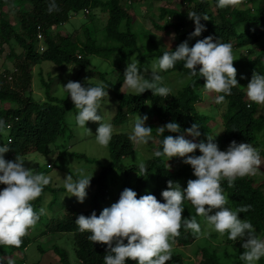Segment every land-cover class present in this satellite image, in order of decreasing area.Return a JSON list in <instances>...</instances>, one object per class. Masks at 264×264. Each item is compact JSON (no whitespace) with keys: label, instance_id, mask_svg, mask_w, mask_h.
<instances>
[{"label":"trees","instance_id":"obj_1","mask_svg":"<svg viewBox=\"0 0 264 264\" xmlns=\"http://www.w3.org/2000/svg\"><path fill=\"white\" fill-rule=\"evenodd\" d=\"M132 1L136 0H55L59 10L49 13L47 9L52 0H0V54L4 50V45H7L9 58L16 60L10 69H0V120H3L5 124L0 132H7V140L4 145L10 149L5 153L6 157L15 158L16 154L23 156L29 152L48 155L50 144L65 130L66 115L69 111L76 110L70 96L69 98H60L53 95L51 91L52 77L50 76L48 77L50 80L47 81L41 78L45 98L40 101L35 100L31 89L32 66L46 60L57 66L76 65L80 68H87L90 64V56L111 60L113 65L120 70L114 81L106 79L104 73L100 74L102 82L107 86L105 91L111 92L117 102L116 111L111 121L113 126H121L130 117L138 114L148 116L151 114L152 118L158 122L159 127L169 122L178 123L181 129L179 133H170L165 130L164 134H159L155 130L152 131L156 139L153 144V153L163 150L164 136L185 135L187 134L185 130L194 123L199 125L198 130L201 133L199 137L195 138V143L201 141L207 143V136H211L213 132V127L209 124L211 117L200 113L196 108V103L200 101L199 91L204 89V77L199 74L190 76V70L183 67V62L178 61L174 68L167 71L160 70V73L164 75L179 72L181 75L188 76L189 80L185 86L175 94L170 93L167 97L153 96L151 90H146L137 96L122 91L125 79L124 72L121 71L123 62L134 57L139 63L145 59L153 58L158 63L164 52L175 51L180 43L187 41L189 47H192L198 40L208 36L213 37V42L219 39L220 43L231 44L232 48H246L249 53H253L249 47L256 45L264 37V0H249L252 7L247 9L219 8L217 7L218 0H181L182 3L193 6L191 12L201 16L200 23L204 25L205 30L199 36H190L195 30V23L188 18L187 13L176 8L160 7L159 18H168V20L165 19L163 24L154 22L153 26L162 30L171 28L176 33L181 32L169 48L158 46L148 33L141 36L143 40L138 38L137 32L132 27ZM162 1L166 3L172 0ZM16 2H22L24 5V8L19 11L18 29L13 28L10 22L3 17L4 9ZM212 7H215V12L211 10ZM86 8L89 13L94 8H100L102 13L107 14L100 29H96L95 22H91L89 28L85 27L84 40L78 39L74 33L62 34L57 31V27L66 22L70 16ZM204 16L209 19H202ZM188 25H190L189 28ZM39 31L42 35L40 41L37 39ZM99 31L101 42L98 43L97 34ZM39 42H41L43 50L39 49ZM12 44L21 48V52L16 53ZM113 55L118 56V59L112 60ZM262 57H264V49L259 50L253 59L235 58L233 66L237 70L238 85L232 88L231 95L225 96V102L222 103L225 107V112L222 115V130L218 136L214 137L213 142L218 145L221 151H226L232 141H236L237 144L250 143L259 151L260 157L264 160V113H257V104L248 101L245 91L254 71L264 75V58ZM199 67L197 66V72ZM81 84L84 87L98 85L92 81H84ZM217 95H223V93H216ZM129 137L130 134L125 131L112 133L108 144L111 161L104 165L99 174L90 181L93 190L88 202L89 209L64 213L62 216L46 222L47 225L41 232L42 235L70 233L77 264H104L107 246L90 241L88 237L91 233H81L75 220L81 214L90 216L93 211L99 216L102 203L110 200L108 176L112 171L117 170L127 177L132 172H139L138 164L125 165L123 163V159L135 152L136 149ZM68 154L91 161L80 153L69 152ZM194 155L198 156L201 153L197 149ZM143 162L147 172L141 176L136 175L132 182L126 181L114 193L112 204L119 200L120 194L126 188L135 191L137 198L151 194L159 202L164 203L161 193L167 190L169 180L173 181L174 187L179 185L183 190L187 187V180L197 179L193 175L191 166L184 164L183 158L180 157H173L169 160L166 156L152 155V157L144 159ZM171 162H177L173 169L170 167ZM38 173L39 169L35 168L33 174ZM179 180H185V183L180 185ZM5 187L6 185L0 184V190ZM221 187L228 200L226 207H229L230 210L235 211L242 206L251 205L249 211L239 213L238 217L241 220L250 221L256 233H259L260 237L264 239V180L254 184L251 177H237L234 187H229L227 179H223ZM52 190L54 191L53 198L49 206L57 201L56 192H67L64 187H55ZM44 191L45 187L42 193ZM41 195L37 201L32 202L37 214L41 209L39 205ZM182 207L184 208L183 218L195 217L197 221L201 219V216L196 215L195 208L190 201L185 199ZM215 211L213 210L211 214L214 215ZM44 221H46L45 212L39 216L36 226ZM179 231L180 235L175 238V242L183 246L191 244L198 237L191 230L186 229L183 223ZM28 242L29 239L25 236L22 238L20 247L0 246V264H8L9 260L13 264H22L23 261L18 258V255L23 253ZM125 244H127V240H125ZM51 249L58 257L59 264H71L66 249L58 244H52ZM201 251L199 264H226L219 259L215 248L203 247ZM244 251L245 249L241 248L240 254L229 264H244L245 261L240 259V255ZM172 256L174 264H184L181 254L175 253ZM135 263L136 261H126V264ZM30 264L43 263L35 261ZM258 264H264V257L260 258Z\"/></svg>","mask_w":264,"mask_h":264},{"label":"clouds","instance_id":"obj_2","mask_svg":"<svg viewBox=\"0 0 264 264\" xmlns=\"http://www.w3.org/2000/svg\"><path fill=\"white\" fill-rule=\"evenodd\" d=\"M241 3L242 0H218L217 7H236ZM58 10L55 0H52L47 11L51 13ZM187 15L195 23V30L190 36H199L205 30L200 23L201 16L195 12ZM202 19L209 18L204 16ZM171 38L174 39L175 34H171ZM235 60L232 45L220 43L219 39L213 42L212 36L198 40L192 47L185 41L175 51L164 52L158 66H153L150 78L139 74L137 59L131 60L124 71V86L137 96L151 90L153 96L167 97L171 89L160 86L162 77L157 74V67L161 71H167L179 61L183 62L184 68L190 70V76L199 74L205 78V92L223 93L215 97V103L219 105L225 102V96L231 95L232 88L238 85L237 70L233 66ZM197 66H200L198 72ZM106 87L103 82L94 87H84L74 81L62 86L77 110L76 125L86 128L87 122H99L96 141L104 147L109 144L113 133L111 124L102 123L103 117L98 115L101 101L108 97ZM247 97L257 105H264V75L253 72L247 85ZM147 119V115L135 118L129 139L136 145H147L153 138V128L145 125ZM4 126V121L0 120V129ZM198 129L199 125L194 123L185 132L196 138L201 135ZM87 130L91 133L90 129ZM156 130L159 134H164L165 130L170 133L181 131L176 122H169ZM213 140V137L207 136V143H195L185 139L184 135L164 136L163 150H157L153 155L166 156L169 160L173 157L183 158V163L190 165L193 175L197 177L195 180H188L187 187L183 190L179 185L174 187L173 181L169 180L167 190L161 193L164 203L151 194L137 198L135 191L126 188L119 200L110 207H105L99 216L93 211L90 216L81 214L76 218L75 223L81 233L89 232L90 241L107 246L104 264H126L128 260L136 261L137 264H166L170 261L172 247L175 238L180 235L182 223L194 235L201 234V226L195 217H182L185 199L194 206L196 215L205 218L207 224L221 236L227 233L228 239L233 241L244 240L246 237V242L242 245L245 251L240 255V259L246 264H256L264 257V240L256 235L250 221L238 218V214L249 211L251 205L230 210L226 207L228 200L221 187L223 179H227L229 187H234L237 177L255 175L262 163L259 151L250 143L237 144L236 141H232L226 151H221ZM197 149L201 155H194ZM8 151L10 149L7 145L0 147V184L6 185L0 191V246L20 247L22 238L28 234L29 229L36 226L39 216L44 214L43 208L37 214L32 202L50 183V177L43 173L33 174L31 168L24 166L25 160L19 154H16L14 160H6L4 154ZM138 168V176L147 172L142 161L138 163ZM92 176L85 175L84 169L78 170L76 180L72 175H67L63 186L70 194L69 197L74 196L79 203H84ZM213 210H216L215 214L209 215ZM8 264L13 262L9 260Z\"/></svg>","mask_w":264,"mask_h":264},{"label":"rangeland","instance_id":"obj_3","mask_svg":"<svg viewBox=\"0 0 264 264\" xmlns=\"http://www.w3.org/2000/svg\"><path fill=\"white\" fill-rule=\"evenodd\" d=\"M171 7L176 8L179 11L189 13L191 12L192 5L182 3L181 0H172L171 2H164L162 0H146V1H132L131 8L133 14V23L132 27L137 32L138 38L143 40L141 36L144 33H148L154 39L156 44L162 48H169L174 43L177 35L181 32L176 33L171 28L162 30L155 28L153 26L154 22L163 24L168 18L161 19L159 18V9L160 7ZM231 8H240L247 9L252 7V3L249 0L242 1L239 6ZM24 8L22 2H16L15 4L8 5L3 12V17L7 19L13 28H19V11ZM211 10L215 12V7H212ZM253 11V10H251ZM107 14L102 13L100 8H94L90 11L89 14H85L83 10L73 14L69 19L57 27V31L64 33H74L78 39L84 40V31L85 27L89 28L91 22H95L96 29H100L102 24L105 22ZM190 25H188L189 28ZM102 31V30H101ZM54 33V31H52ZM98 32V31H96ZM97 34V33H96ZM171 34H175V38H171ZM73 35V34H72ZM95 37V35H94ZM100 31L97 34V42H101ZM14 51L16 53L21 52V48L17 47L15 44ZM249 48L252 49L253 53H249L246 48H232L235 58H245L253 59L259 50L264 49V37L256 44L251 45ZM8 46L4 45V50L0 54V69L8 70L14 63L15 59H11L8 56ZM264 58V57H262ZM118 59V56L113 55L112 60ZM135 59L131 57L123 62V69L125 71L126 66L131 60ZM90 64L87 68H80L76 65L69 66H57L50 61H41L38 64L32 66V85L31 89L33 91L32 96L35 100H43L45 94L43 91L41 78L48 80L49 76L52 77L51 91L54 96L60 98H69L68 93L64 91L62 86L66 85L69 81L74 82H84L92 81L99 84L102 82L100 74H105V78L111 81H114L119 75V68L113 65L111 60L101 59L97 56H90ZM154 65L158 66L157 60L145 59L143 62L139 63L138 72L141 75H144L145 78L151 77V71ZM157 74L162 77V84L160 86H165L171 89V94H175L179 89H181L188 82L189 77L186 75H181L179 72H173L170 74L162 75L160 70L157 67ZM50 80V79H49ZM122 91L127 93L135 94L132 90L128 89L126 86H122ZM246 93L247 90L245 89ZM200 101L196 103V108L200 113L206 114L211 117L209 124L213 127V132L211 136L214 138L222 130V115L225 112L224 105H217L215 103L216 93H207L205 89L199 91ZM248 99V97L246 96ZM249 101V99H248ZM116 99L114 98L111 92H108V97H104L101 101V106L98 110V115L103 117L102 123L111 124L112 118L116 111ZM147 113V112H145ZM257 113H264V105H257ZM77 110L69 111L66 115V127L61 136H59L53 143L49 146V154L41 155L37 152H29L22 157L25 160V167L31 168L32 171L35 168L39 169V173H43L46 176L50 177V183L45 186V191L41 195V200L39 201L40 208L44 209L46 213V221L35 226L32 229H29L28 234L26 235L29 239L28 244L23 250L22 254H19L18 258L22 259V264H30L35 261H40L43 264H59L58 257L54 254L51 249L52 244H58V246L63 247L68 252V257L71 264H77L76 257L74 253V246L71 239V234H44L41 232L46 227V222H49L52 219L62 216L67 212H78L82 210L89 209V198L92 193L93 186L87 188V197L84 203H79L77 198L74 196L69 197L67 192H56L58 197L55 204L49 206L53 198V190L55 187H64V179L67 175H72L73 179H78V170L84 169V174L87 176H92L94 178L99 174L101 168L104 165L110 163V154L107 147H104L97 143L96 141V130L99 127V122H87L86 128H79L76 125L75 117ZM141 118L145 114H138ZM135 115L130 117L126 123L121 126L115 127L111 124L113 133L117 131H125L128 134H132L135 118L138 116ZM148 116V115H147ZM151 116V114H150ZM148 116L145 125L153 128L157 131L156 128L159 127L157 121H155L152 116ZM88 129L91 130V133L88 132ZM152 140L149 141L147 145H135V152L123 159L125 165L136 163L140 161L143 162L144 159L150 158L153 155V144L156 142L152 134ZM186 139L192 140L195 142V138L185 134ZM7 140V132H0V147L5 146L4 143ZM65 152V153H64ZM69 152L80 153L91 159V161H86L84 158H78L76 156L69 155ZM6 160H14L15 158L6 157ZM261 158V157H260ZM93 159V160H92ZM261 165L257 170L255 175H247L253 179V183H260L264 180V160L261 158ZM170 167L175 168L177 162H171ZM136 172H132L127 176L122 175L119 171L114 170L108 176V193L110 195V200L102 203L99 212H101L105 207H110L112 204L113 195L118 191L126 181L132 182L134 177H136ZM180 185L185 183V180L178 181ZM188 180L186 181L187 184ZM2 191V190H0ZM264 192V187H263ZM39 198L35 199L36 201ZM34 200V201H35ZM59 203V205H57ZM229 208V207H228ZM209 215H212L209 213ZM239 218V217H238ZM240 219V218H239ZM199 221V222H198ZM197 222L201 226V234L188 245H180L176 242L172 247V255L179 253L182 255V261L184 264H199L201 259V249L203 247H208L217 250L219 259L226 264H229L233 259H235L240 254V249L243 248L242 245L246 242V237L244 240H229L228 234L221 236L219 233L214 231L206 222L205 218L201 217ZM256 235L260 237L259 233ZM137 264V262L135 263ZM166 264H174V258ZM246 264V262L244 263ZM258 264V261L256 262Z\"/></svg>","mask_w":264,"mask_h":264},{"label":"built area","instance_id":"obj_4","mask_svg":"<svg viewBox=\"0 0 264 264\" xmlns=\"http://www.w3.org/2000/svg\"><path fill=\"white\" fill-rule=\"evenodd\" d=\"M83 11H84L85 14L88 13V9H87V8L84 9ZM37 39H38V41L42 40V35H41V32H40V31L37 33ZM41 42H42V41H41ZM41 42H39V49H40V50H43V47H42V45H41Z\"/></svg>","mask_w":264,"mask_h":264}]
</instances>
